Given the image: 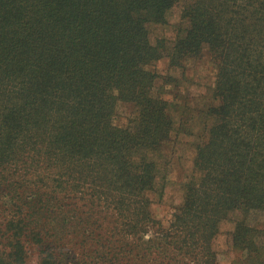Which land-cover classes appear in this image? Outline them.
Listing matches in <instances>:
<instances>
[{
  "label": "trees",
  "instance_id": "1",
  "mask_svg": "<svg viewBox=\"0 0 264 264\" xmlns=\"http://www.w3.org/2000/svg\"><path fill=\"white\" fill-rule=\"evenodd\" d=\"M183 4L175 64L217 67L194 161L167 224L160 149L172 104L147 66L149 25ZM175 57L178 58L175 60ZM133 103L131 128L114 123ZM264 0H0V264H216L222 220L264 264Z\"/></svg>",
  "mask_w": 264,
  "mask_h": 264
},
{
  "label": "rangeland",
  "instance_id": "2",
  "mask_svg": "<svg viewBox=\"0 0 264 264\" xmlns=\"http://www.w3.org/2000/svg\"><path fill=\"white\" fill-rule=\"evenodd\" d=\"M183 4L174 5L166 12L164 23L149 25L150 42L162 46V55L147 66L156 72L154 90L172 104L171 112L175 121V130L170 138L163 142L160 149L162 159L163 194L153 206L154 216L167 224L175 208L183 197L182 184L190 173L194 161V143L196 135L203 130V118L200 110L216 103L213 90L216 84L217 67L207 47L197 57H185L172 63L171 48L174 45L178 28L186 26L182 18ZM172 55V54H171ZM138 117L133 103L119 101L116 106L114 123L131 128ZM241 213L234 212L222 220L213 240L216 252V264H245L242 250L234 245L233 232ZM251 225L264 226V212L255 211L250 214ZM29 264H37L38 256L34 249L30 252Z\"/></svg>",
  "mask_w": 264,
  "mask_h": 264
}]
</instances>
